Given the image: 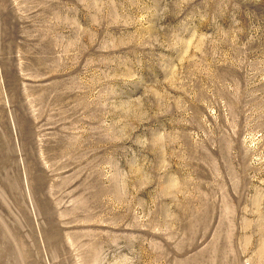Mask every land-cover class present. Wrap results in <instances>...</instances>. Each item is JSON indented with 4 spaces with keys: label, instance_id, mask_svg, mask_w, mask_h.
Returning <instances> with one entry per match:
<instances>
[{
    "label": "rangeland",
    "instance_id": "1",
    "mask_svg": "<svg viewBox=\"0 0 264 264\" xmlns=\"http://www.w3.org/2000/svg\"><path fill=\"white\" fill-rule=\"evenodd\" d=\"M0 264H264V0H0Z\"/></svg>",
    "mask_w": 264,
    "mask_h": 264
}]
</instances>
